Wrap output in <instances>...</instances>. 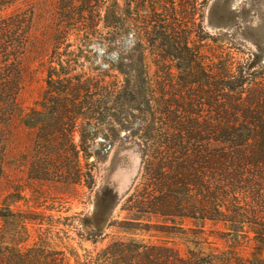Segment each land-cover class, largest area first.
<instances>
[{
    "label": "trees",
    "instance_id": "trees-1",
    "mask_svg": "<svg viewBox=\"0 0 264 264\" xmlns=\"http://www.w3.org/2000/svg\"><path fill=\"white\" fill-rule=\"evenodd\" d=\"M18 1L0 0V187L12 129L21 112L25 59L34 45L32 13L15 10L1 15ZM148 1L157 0L134 3L140 10ZM83 2L80 17L92 9L93 0ZM124 2L125 16L130 18L132 1ZM192 2L196 5L197 0ZM73 11L60 13L61 21L72 19ZM169 16L174 18L176 11L150 15L141 38L154 48V56L176 64L165 73L163 83L156 80L157 87L143 80L133 85L140 88L138 92L129 84L113 91L103 85L105 81L74 74L62 59L47 67L39 108L22 117L26 127L37 131L31 175L40 181L83 183L93 189L90 160L97 152L92 153V143L101 130L110 138V131L119 132L117 126H124L144 153L141 181L124 206L132 214L122 222L125 234L145 226V216L161 220L153 226L166 234L169 223L185 233L183 220L201 230L211 222L223 224L233 242L241 243V237L259 247H254L251 257L241 256L236 248L183 253L174 246L116 237L92 253L87 264H264V67L257 70L255 59L237 58L231 52L215 53L210 65L201 62L199 50L190 47L193 33L182 29L176 19L169 24ZM121 20L115 18V23ZM119 30L118 25L111 37ZM116 104L123 106L113 114L119 123L110 121ZM78 125L77 144L73 135ZM38 220L0 206V264H64L63 253L48 247L43 234L31 238V245L18 238L28 236V221Z\"/></svg>",
    "mask_w": 264,
    "mask_h": 264
},
{
    "label": "rangeland",
    "instance_id": "rangeland-1",
    "mask_svg": "<svg viewBox=\"0 0 264 264\" xmlns=\"http://www.w3.org/2000/svg\"><path fill=\"white\" fill-rule=\"evenodd\" d=\"M83 1L20 0L15 7L1 13L6 16L17 10L33 14L34 45L25 59V85L19 97L21 112L12 129L0 187V206L26 218L40 219L28 221V236L22 234L18 238L23 244L31 245V238L38 239L43 234L48 247L63 253L64 264H87L92 253L116 237L174 246L183 253L189 249L217 253L236 248L241 256L251 257L259 247L255 241L240 237L241 243L233 242L223 224L208 222L201 230L194 222L183 220L185 233L169 223L171 228L166 234L153 226L162 223L161 220L145 216V226L133 234L124 233L122 222L132 218L124 206L141 181L144 158L139 140L124 126H117L119 132L110 131V138L101 130L92 143V153L97 152L90 160L95 178L93 189L83 183L72 186L34 179L30 167L36 155L37 131L26 127L22 117L39 108L46 90V69L53 63L56 66L60 59L74 74L85 73L105 81L103 85L112 87L113 91H119L124 84L138 92L140 88L134 89L133 85L147 81L157 87L156 80L157 84L163 83L165 73L176 64L154 56V48L141 38L145 19L153 13L165 14L167 9L176 11L174 18L168 17L169 24L176 19L181 21L182 29L193 33L190 47L199 50L198 60L210 65L215 53L231 52L237 58L255 59L258 70L264 67V0H197L196 5L192 0H175L174 4L157 0L148 1L146 8L140 10L131 0L130 10L134 15L130 18L125 16L124 0H118L117 4L114 0H99V3L93 0L91 13L84 12L81 18L77 13L85 7ZM71 8L75 12L72 19L61 21L59 14ZM119 17L123 21L115 23ZM118 25L119 35L112 38L111 33ZM199 32L201 39L197 37ZM137 38L142 41L139 43ZM173 71L176 73L175 68ZM122 107L116 104L110 121L119 123L113 114ZM73 136L78 144L80 125ZM43 220L44 225L40 224ZM91 239L98 243L93 244Z\"/></svg>",
    "mask_w": 264,
    "mask_h": 264
}]
</instances>
